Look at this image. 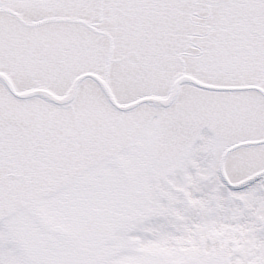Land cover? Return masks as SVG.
<instances>
[{"label":"snow or ice","instance_id":"snow-or-ice-1","mask_svg":"<svg viewBox=\"0 0 264 264\" xmlns=\"http://www.w3.org/2000/svg\"><path fill=\"white\" fill-rule=\"evenodd\" d=\"M0 264H264V0H0Z\"/></svg>","mask_w":264,"mask_h":264}]
</instances>
